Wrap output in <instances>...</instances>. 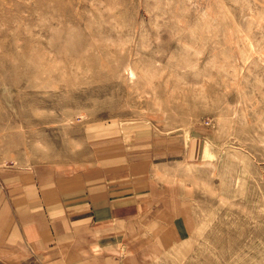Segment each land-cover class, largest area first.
<instances>
[{"label":"rangeland","instance_id":"obj_1","mask_svg":"<svg viewBox=\"0 0 264 264\" xmlns=\"http://www.w3.org/2000/svg\"><path fill=\"white\" fill-rule=\"evenodd\" d=\"M109 184L138 264H264V0H0V264L42 187Z\"/></svg>","mask_w":264,"mask_h":264},{"label":"crops","instance_id":"obj_2","mask_svg":"<svg viewBox=\"0 0 264 264\" xmlns=\"http://www.w3.org/2000/svg\"><path fill=\"white\" fill-rule=\"evenodd\" d=\"M60 186L42 187L41 207L46 209H39L36 201L21 208L20 220L4 239L9 249L20 248L18 253L23 258L29 252L38 254L42 264H138L128 244L121 243L123 231L119 228L124 226L136 236V231L144 226L141 210L150 202L139 194L126 202L121 197L126 190L120 189L124 184H109L90 192L86 187L83 194L79 189L67 196ZM64 252L69 255L67 258L62 256ZM88 253L93 254L78 259ZM46 257L52 260L46 263Z\"/></svg>","mask_w":264,"mask_h":264}]
</instances>
